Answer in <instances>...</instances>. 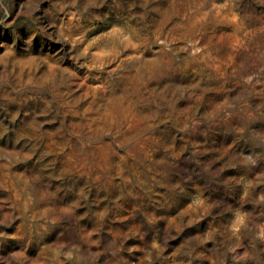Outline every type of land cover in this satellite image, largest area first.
Segmentation results:
<instances>
[{
	"label": "rangeland",
	"instance_id": "374dc122",
	"mask_svg": "<svg viewBox=\"0 0 264 264\" xmlns=\"http://www.w3.org/2000/svg\"><path fill=\"white\" fill-rule=\"evenodd\" d=\"M0 264H264V0H0Z\"/></svg>",
	"mask_w": 264,
	"mask_h": 264
}]
</instances>
